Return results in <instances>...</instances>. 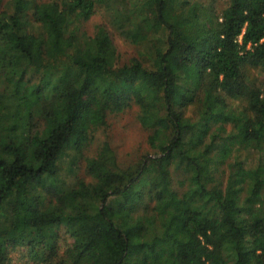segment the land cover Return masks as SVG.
<instances>
[{
  "label": "trees",
  "instance_id": "obj_1",
  "mask_svg": "<svg viewBox=\"0 0 264 264\" xmlns=\"http://www.w3.org/2000/svg\"><path fill=\"white\" fill-rule=\"evenodd\" d=\"M216 2L0 0V264H264V0ZM133 108L151 151L87 157Z\"/></svg>",
  "mask_w": 264,
  "mask_h": 264
},
{
  "label": "rangeland",
  "instance_id": "obj_2",
  "mask_svg": "<svg viewBox=\"0 0 264 264\" xmlns=\"http://www.w3.org/2000/svg\"><path fill=\"white\" fill-rule=\"evenodd\" d=\"M211 0H203L204 3H209ZM226 0H217L216 9L218 13L222 12L225 7ZM99 26H105L109 31L114 44L117 47L121 63H128L136 55L138 56L139 48L131 44L116 31L115 28L109 24L104 11H99L93 16L86 24L85 30L89 34H94ZM148 132L145 131L138 120V109L133 108L119 115H113L108 117V125L105 129H101L94 141L92 152L89 151L85 155L87 157L93 156L98 148L106 141L110 143L116 152L119 163L122 166H130L138 163L141 158L151 151L148 141ZM140 159V160H139ZM86 164L83 158L79 164L75 166L73 171L68 168L63 171V179L74 181L76 178L85 177ZM87 178V177H85ZM61 241H64L68 237L66 231L61 229L60 231ZM70 243V240L68 241ZM11 264H36L29 260L23 251H16L12 255Z\"/></svg>",
  "mask_w": 264,
  "mask_h": 264
}]
</instances>
